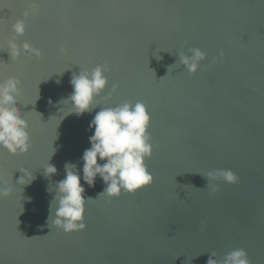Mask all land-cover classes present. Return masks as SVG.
<instances>
[{
  "label": "water",
  "instance_id": "water-1",
  "mask_svg": "<svg viewBox=\"0 0 264 264\" xmlns=\"http://www.w3.org/2000/svg\"><path fill=\"white\" fill-rule=\"evenodd\" d=\"M19 19L17 43L41 58L8 52ZM191 48L207 54L195 74L179 63ZM105 63L110 84L98 107L69 114L61 101L73 75ZM9 76L22 82L32 149L0 148V180L12 188L0 197V264H218L237 248L264 264V0H0V81ZM125 102L150 114L146 166L155 182L97 198L104 182L82 178L89 125L100 107ZM48 161L58 169L50 179ZM65 162L94 198L86 229L70 234L48 220ZM217 170L237 182L208 180ZM25 172L34 176L28 185L18 183Z\"/></svg>",
  "mask_w": 264,
  "mask_h": 264
},
{
  "label": "clouds",
  "instance_id": "clouds-1",
  "mask_svg": "<svg viewBox=\"0 0 264 264\" xmlns=\"http://www.w3.org/2000/svg\"><path fill=\"white\" fill-rule=\"evenodd\" d=\"M34 8L33 2L32 9ZM31 14H33L32 10L24 12L25 17ZM25 27L24 19L12 24L13 37L8 42V52L16 59L25 54L39 59L43 55L40 49L34 48L27 41L22 45L17 43L16 38L24 34ZM61 51L66 52V49L61 48ZM189 53L191 54H180L179 63L184 65L190 74H195L207 54L199 48H191ZM223 55L221 50L220 58ZM109 70L105 63L97 65L90 71L82 70L79 75H73L70 81L73 92L69 98L61 101V103L65 101L71 103L73 110L69 114L82 116L98 107L97 97L104 95L110 84L105 75ZM57 83L59 84L60 81L58 80ZM22 89V82L15 76L0 81V148L13 155L28 154L32 149L29 123L20 111ZM117 91L118 85L112 84L111 91L107 92V98L110 99ZM150 122V114L143 102L135 104L125 102L112 107H100L95 113L89 125L94 129V133L89 136L91 147L86 149L82 156V178L89 187H95L97 177L104 182L105 188L97 198L106 196L112 199L119 198L122 193L135 194L155 182V177L146 166V158L152 156L154 147L150 142ZM98 159L103 163H99ZM49 161L44 168L45 178L48 179L58 172L56 166ZM64 169L66 175L56 183V195L50 202L48 220L53 226L70 234L86 229L87 203L94 198L85 196L86 189L81 184V175L76 170L75 164L65 162ZM217 174L223 176L229 183L238 180L231 170L209 172L207 179L211 180ZM26 176L28 179L24 182ZM33 180L34 176L25 172L18 183L28 185ZM48 190L52 191V188L49 187ZM11 193L12 188L0 180V197H8ZM208 264H217V262L210 257ZM218 264H250V260L244 249L237 248L227 253Z\"/></svg>",
  "mask_w": 264,
  "mask_h": 264
},
{
  "label": "snow or ice",
  "instance_id": "snow-or-ice-1",
  "mask_svg": "<svg viewBox=\"0 0 264 264\" xmlns=\"http://www.w3.org/2000/svg\"><path fill=\"white\" fill-rule=\"evenodd\" d=\"M143 189H141V191H142Z\"/></svg>",
  "mask_w": 264,
  "mask_h": 264
}]
</instances>
